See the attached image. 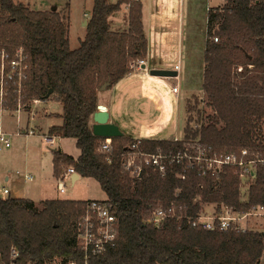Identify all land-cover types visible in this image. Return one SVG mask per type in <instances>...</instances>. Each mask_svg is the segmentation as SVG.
<instances>
[{
    "label": "trees",
    "instance_id": "16d2710c",
    "mask_svg": "<svg viewBox=\"0 0 264 264\" xmlns=\"http://www.w3.org/2000/svg\"><path fill=\"white\" fill-rule=\"evenodd\" d=\"M129 6V31H112L110 17ZM57 9L34 11L21 2L0 0V53L13 56L22 48L28 64L22 104L30 111L36 101L55 99L63 107V124L49 134L76 140L80 157L54 153L55 175L68 167L96 180L117 219L114 246L91 256L89 264H262L264 232L207 231L189 225L215 206L245 214L264 206V166L253 181L243 180L236 167L208 169L205 162L178 161L186 146L202 145L210 153L230 154L249 149L264 154V0H227L210 8L204 52L203 94L200 104L213 110L191 125L193 107L185 110L182 140L106 138L96 136L91 119L98 111L99 93L132 73L131 64L146 60L149 42L139 0H94L86 37L70 46V16ZM218 38V42L214 41ZM237 67L242 66L240 72ZM17 87L11 84L8 105L17 107ZM53 94L46 98L49 91ZM186 109V108H185ZM190 114V116H189ZM140 142V144H138ZM164 157L165 171L141 165L137 176L127 169L130 153ZM184 177V178H183ZM90 201L48 200L39 209L31 199L0 197V264H85L78 240V223ZM156 209L174 210L161 226L149 223ZM211 215V214H209ZM13 251L18 253L13 258Z\"/></svg>",
    "mask_w": 264,
    "mask_h": 264
},
{
    "label": "crops",
    "instance_id": "0c3cea01",
    "mask_svg": "<svg viewBox=\"0 0 264 264\" xmlns=\"http://www.w3.org/2000/svg\"><path fill=\"white\" fill-rule=\"evenodd\" d=\"M19 2L23 3L21 0ZM143 4V23L145 28V33L149 42V52L148 57L145 60L146 67L149 70V74H147L142 69L133 68V72L127 75L123 80L119 81L118 84L113 86L111 89L103 90L99 93V103L107 108V111L110 113L111 119L110 122L117 124L120 127L123 135H132L135 138H155V139H175L182 140L183 137L179 136L181 134V126L183 123L184 111L180 107V97L181 90L180 81H183V77L180 75V81L178 82L175 78H160L154 77L150 75L151 69H175L176 63L179 61L178 58H182L184 55V12L179 11L174 12L173 9H169L167 7L163 8L164 12H162L159 8L157 10L152 11L151 19L150 13L148 12L147 5L143 0H139ZM183 1V0H182ZM210 1V0H209ZM24 2H28L24 0ZM29 3V2H28ZM24 4V3H23ZM26 4V3H25ZM30 7L29 5H26ZM94 7V0H93ZM211 6H209V9ZM56 9V8H55ZM34 10V9H33ZM34 11H42V10H34ZM48 11V10H44ZM91 13L84 21L83 27L85 23H88V18H90ZM122 12H125V19L123 17L117 16V24L122 25L124 22L125 30H114L112 25L111 29L115 32L126 33L129 31V6H124L121 9ZM118 13H122V12ZM183 14V15H182ZM69 15V13H68ZM154 18L156 21L154 22ZM71 22V19H70ZM118 27V26H116ZM173 27V28H172ZM86 29V27H85ZM118 29V28H117ZM71 30V28H70ZM86 37V36H85ZM84 40V39H80ZM79 41V42H80ZM71 46V43H70ZM72 48V47H71ZM170 53V56H169ZM175 56V60L173 61L171 66L168 64L169 57L173 59ZM183 60V58H182ZM172 67V68H171ZM182 69V66H181ZM181 72V71H180ZM204 74V70H203ZM179 85V86H178ZM178 86L179 93L175 95L172 92V88ZM62 107V105H61ZM29 113V112H28ZM49 113V112H48ZM62 112L57 114L49 113L46 116L41 117L39 120V125H36V129H33L37 135L48 133L52 127L61 126L63 124V119L61 118ZM30 115H32L30 111ZM54 115V116H51ZM33 118V117H32ZM30 120V118H29ZM45 123V125H43ZM18 125V123H17ZM95 123L93 122V117L91 119L92 129ZM17 126L10 130L11 132H15ZM26 132L27 129L22 130ZM183 133V132H182ZM22 136L14 137L17 139L14 147L6 152V155L3 157L5 165L2 167L0 164V176L3 172H8L9 174L4 175V179L2 182L7 184L9 181H18L14 175V170L12 168V161L14 160L18 163V159L23 160L22 169L24 172L29 173V175H25L23 180L25 183L35 182L37 180V185L33 189L34 192L44 195V193H49L46 189L45 182L50 181L54 184L57 183L58 191L59 184L63 181L64 177L68 174V170L73 167L66 168L63 174L59 177L55 175V163H54V153L56 151H61L63 154L69 155L77 160L81 151L78 149L76 140L73 139L74 147L72 150H66L65 144L66 138H60L61 140L59 145L55 149H46L42 151L35 147V144H29V141H23ZM26 137V136H25ZM181 138V139H180ZM14 139V140H15ZM28 139V138H25ZM1 157V155H0ZM15 164V166H17ZM78 175V176H76ZM32 177V180H28L27 177ZM34 177V178H33ZM84 180L85 178L80 176L78 173L72 174L64 180L71 181V185L75 186L80 180ZM87 180V178H86ZM49 185V183H47ZM7 186V185H6ZM101 187V186H100ZM102 189V188H101ZM11 191V190H10ZM103 191V190H102ZM104 192V191H103ZM31 194L29 196H22L17 199H31L35 201V197ZM61 193V192H60ZM66 193V183H65V192ZM62 193V194H64ZM105 194V193H104ZM32 196V197H31ZM12 197V191H11ZM39 201L42 203L45 200H63L60 197L56 198V196H38ZM71 201H80L79 198L74 199H64ZM106 201L107 195L103 198H95L89 200H81V201ZM36 202V201H35ZM37 204V202H36Z\"/></svg>",
    "mask_w": 264,
    "mask_h": 264
},
{
    "label": "rangeland",
    "instance_id": "374dc122",
    "mask_svg": "<svg viewBox=\"0 0 264 264\" xmlns=\"http://www.w3.org/2000/svg\"><path fill=\"white\" fill-rule=\"evenodd\" d=\"M15 2H19L18 0H14ZM24 5H29L31 10H48L51 11V9H57L61 14H64L63 16L66 17L65 15L70 16L71 19V30H70V35H69V40L71 43L72 49H77L80 46V39H85L86 36V25L83 27V23L88 15L91 13V10L93 8V0H27L28 2H24V0H21ZM146 5L148 12L150 13V19H151V14L152 11L157 10L159 8L162 12H164L163 8L167 7L169 9H173V14L174 12H179L182 11L184 12V55H183V60L182 58H178L177 60H181V72L179 75L183 77V81H180L179 85L183 89L181 90V97L179 100L180 107L185 110L193 107V112L191 116L194 118V121L192 122L191 125H194V128L197 129L199 127V124L201 123V118L199 117L198 113V105H201L200 109H204L205 114L203 117H207L209 114L213 113V110L205 105L204 103L199 102V99L201 97L205 98V95L203 94V70H204V52H205V44L207 40V16H208V8L211 6V8H215L218 6H223L225 4V0H143ZM26 3V4H25ZM125 6V5H124ZM123 6V7H124ZM122 7V8H123ZM130 8V7H129ZM144 9V8H143ZM122 12V11H121ZM125 12L122 13H115L110 17L109 22L112 25L114 30H125L124 29V22L122 25L117 24V19L116 17L119 16L120 18L123 17V20L125 19ZM183 15V14H182ZM89 20V18H88ZM154 22L156 21V18L153 19ZM118 26V27H116ZM118 28V29H117ZM173 28V27H172ZM170 56V53H169ZM169 63L168 64H174L175 56H173V59H168ZM179 62V61H178ZM177 62V63H178ZM134 63V62H133ZM132 63V64H133ZM176 63V64H177ZM131 64V65H132ZM172 66V65H171ZM173 67V66H172ZM171 67V68H172ZM236 69V68H234ZM172 70L176 71L174 68ZM178 81V80H177ZM178 81V82H179ZM178 85V86H179ZM18 98V97H17ZM7 101H9V96L7 97ZM17 106H18V101ZM8 105V103H7ZM30 111L32 115H30V111L28 112H22L21 114V128L23 130L28 129L27 126L30 128L36 129V125H39V119L43 116L48 115L49 113L51 114H57L62 112V107L59 102H57L55 99H51L48 102H34L30 104ZM17 108V107H16ZM186 108V109H185ZM8 113H6L5 116V121L7 124V127L12 130V128H15L17 125V112L13 109H11L8 106ZM49 112V113H48ZM183 117V123L180 128L181 134L179 136L184 137V123L186 118H188V115L184 113ZM54 116V115H51ZM190 116V114H189ZM33 117V118H32ZM30 118V120H29ZM45 125V123H43ZM16 130V129H15ZM23 133V132H22ZM49 133V132H48ZM47 134V133H46ZM20 137V136H19ZM28 138V139H25ZM180 138V139H181ZM15 139V138H14ZM13 139V146L16 142L17 138L14 140ZM177 139V138H175ZM174 139V140H175ZM23 141H29L30 145L35 144V147L38 149L45 151L46 149H55L59 143L57 140V145L53 147H47V145L42 142L41 138L38 136L33 137V136H23L22 137ZM178 140V139H177ZM179 141V140H178ZM65 144L67 145L65 147L66 150H75V146L73 144V139H67ZM186 147H190V145H187ZM11 148V149H12ZM9 149V150H11ZM8 150V151H9ZM5 151L3 154H1L0 157V164H2V167H4L5 162H4V156L6 155ZM219 154V153H218ZM133 157V156H132ZM18 163H16L14 160L11 162L12 163V168L14 170V175L16 179L18 180L15 182L9 181L7 184H4L12 191V197L13 198H19L22 196H29L30 191L32 190V195L35 193L33 189L37 185V180L35 182L31 183H25L23 178L25 175H29V173L24 172L22 169V163L23 160L20 161L18 159ZM144 161L143 157L137 156L135 159V166L137 165H142ZM22 162L20 165L19 163ZM17 166H15V164ZM138 167V166H137ZM236 173L239 175L238 171L236 170ZM9 174L8 172H3L0 176V182L4 179V175ZM34 178V177H33ZM49 183V185L47 184ZM66 193L62 194L58 191V186L57 183H53L50 181L45 182V186L47 187V191L49 193H44V195H41V192L38 193L36 192L33 196L36 198L35 201L37 202V206L39 209L42 208V203L39 201L38 196H56V198H61V199H74V198H79L81 200H89V199H95V198H103L105 196L104 192L102 191L100 184L91 178H86L83 180H80L75 186L71 185V181H66ZM32 197V196H31ZM215 206H211L208 209L209 214H214L215 211ZM209 214H202L200 217H207L211 216ZM198 217L197 219H199ZM196 220V219H195ZM249 227L252 231L256 232H262L264 231V220L259 219V218H251L249 220ZM261 225V227H260ZM264 264V260L263 263Z\"/></svg>",
    "mask_w": 264,
    "mask_h": 264
},
{
    "label": "built area",
    "instance_id": "2783aa9c",
    "mask_svg": "<svg viewBox=\"0 0 264 264\" xmlns=\"http://www.w3.org/2000/svg\"><path fill=\"white\" fill-rule=\"evenodd\" d=\"M117 1V0H112ZM255 2L257 0H251ZM227 4V0H225ZM224 4V5H225ZM215 42H218V38H214ZM181 60L177 63L175 70L178 72V76L175 77L176 80L180 79L181 71ZM133 68L142 69L146 67L145 60H138L131 65ZM234 68H238L241 72L243 70L242 66L237 67L234 65ZM28 70V64L26 61V55L22 48L18 49L13 56L2 52L0 53V155L5 151H8L13 146V139L17 136H35L37 135L33 129H27L26 132H23L21 128V114L22 112H27L24 105L22 104V89L23 82L26 79ZM147 74L149 70L142 69ZM11 84L15 85L17 89L15 94H17L18 106L15 109L17 112V123L18 130L11 132L7 127L5 116L8 113L9 109L7 106V97L11 91ZM172 92L175 95H178L179 88L178 86L172 88ZM38 102V101H36ZM23 132V133H22ZM42 142H44L47 147H53L57 145L58 137L47 134L39 135ZM175 141H178L175 139ZM112 139L108 138L101 145L102 152H109L111 150ZM140 144V142H138ZM137 145L133 146L135 149L134 152L130 153L129 159L127 162V169L132 170V175L137 176L141 171V165L135 166V159L137 156L143 157V163L145 165H152L156 168H159L160 171H165V165L163 164L164 157L161 155L145 154L140 151H137ZM185 154H179L175 158L178 161L183 159H189L190 161H195L198 163L205 162L208 169H223L225 166L236 167V170L239 173V177L243 180L253 181L256 178L258 166H264V154H258L252 158L251 152L249 149L245 148L237 153L230 154H218L210 153V151L202 145H194L186 148ZM133 156V157H132ZM143 165V164H142ZM72 174H76L74 168L68 170V174L64 177L63 181L59 184V189L61 193L65 192V183L64 180ZM184 178V177H183ZM28 180H32V177H27ZM0 197L2 199H7L11 197L10 189L4 185V182H0ZM174 210L165 211L163 209H156L153 212L152 217L149 219V223L155 226H161L165 219L173 217ZM253 218H259L264 220V206L254 207L250 212L245 214H240L239 212L234 213L231 210H225L219 215L212 214L207 217H200L196 220H190L189 225L193 227H202L207 231L215 230H236L237 232H245L251 230L249 226V220ZM250 228H249V227ZM261 227V225H260ZM78 240L79 244L85 254V264H89L88 260L91 256L99 255L103 253L107 247L114 246L117 238V219L115 215L110 210L109 206L104 204L101 201L92 200L88 203L86 212L84 216L80 219L78 223ZM264 232V231H262ZM18 253L13 251V258H17ZM54 264H61L60 261H56ZM63 264V263H62ZM67 264H77L75 262H69Z\"/></svg>",
    "mask_w": 264,
    "mask_h": 264
},
{
    "label": "water",
    "instance_id": "95a60500",
    "mask_svg": "<svg viewBox=\"0 0 264 264\" xmlns=\"http://www.w3.org/2000/svg\"><path fill=\"white\" fill-rule=\"evenodd\" d=\"M85 25H87V23H85ZM142 69H146V67L144 66ZM150 75L154 77L173 79L178 76V72L170 69H151ZM103 90H105V87ZM51 94H53V90L49 91L46 98H49ZM110 119L111 116L107 111V108L103 105H99L98 111L93 115V122L95 123L93 132L96 136L106 139L123 136L120 127L117 124L110 122Z\"/></svg>",
    "mask_w": 264,
    "mask_h": 264
}]
</instances>
